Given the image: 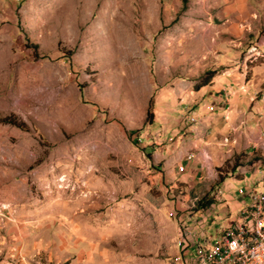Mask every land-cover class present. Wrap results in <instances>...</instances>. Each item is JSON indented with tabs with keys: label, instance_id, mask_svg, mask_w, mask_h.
Segmentation results:
<instances>
[{
	"label": "rangeland",
	"instance_id": "1",
	"mask_svg": "<svg viewBox=\"0 0 264 264\" xmlns=\"http://www.w3.org/2000/svg\"><path fill=\"white\" fill-rule=\"evenodd\" d=\"M10 115L28 129L0 122V264H172L264 185V0H0Z\"/></svg>",
	"mask_w": 264,
	"mask_h": 264
},
{
	"label": "built area",
	"instance_id": "2",
	"mask_svg": "<svg viewBox=\"0 0 264 264\" xmlns=\"http://www.w3.org/2000/svg\"><path fill=\"white\" fill-rule=\"evenodd\" d=\"M264 148V143H262ZM246 203L228 226L213 237L193 236L185 230L172 264H264V185L241 193Z\"/></svg>",
	"mask_w": 264,
	"mask_h": 264
},
{
	"label": "crops",
	"instance_id": "3",
	"mask_svg": "<svg viewBox=\"0 0 264 264\" xmlns=\"http://www.w3.org/2000/svg\"><path fill=\"white\" fill-rule=\"evenodd\" d=\"M203 96H205V98H203L201 101V107L203 110L205 109V135L209 133L210 138H214L217 136V132H219V127L226 121L225 118H228L229 112L225 110L226 106L223 102V98H220L219 95L217 96L215 94V89L213 86L205 87V93H203ZM255 180H251V182H254ZM258 188L261 189V186H258ZM224 196L226 200L224 203H226V205L223 210L225 213H217L212 227H210L208 230H205V234L208 235V237H213L217 232L216 230H218L220 227L230 225L235 220V215H231L229 212V197H227V195ZM245 203L246 200H244V204ZM210 230H213L212 234L209 232Z\"/></svg>",
	"mask_w": 264,
	"mask_h": 264
},
{
	"label": "trees",
	"instance_id": "4",
	"mask_svg": "<svg viewBox=\"0 0 264 264\" xmlns=\"http://www.w3.org/2000/svg\"><path fill=\"white\" fill-rule=\"evenodd\" d=\"M213 77H214V73H210L208 75V77L205 79V82L200 84V85L195 86L194 90L198 91L201 88H205V87L210 86L211 85L210 83H211V80ZM149 116H150V118L152 117V115H149ZM0 122L4 123V124H9V125L15 126V127L22 129V130L28 129L26 123L19 121L18 119H16L12 115L3 117L2 119H0ZM234 160H235L233 163L234 165H232V167L228 168L230 161H224L223 165L216 169L218 172V176H219V181L217 182V184L223 183L224 179L227 178L229 176V174L234 173L235 170L239 167L238 165H236L238 158L235 157ZM255 160L256 159L254 158L253 161H255ZM196 198H197V200H195L196 201V205H195L196 211H205L208 208H210V206L214 203V201L211 199L205 200L204 198H200V197H196Z\"/></svg>",
	"mask_w": 264,
	"mask_h": 264
}]
</instances>
